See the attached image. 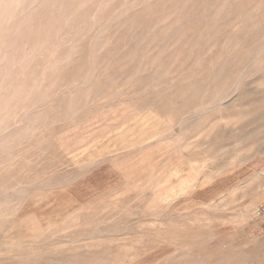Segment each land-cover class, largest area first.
<instances>
[{"label": "rangeland", "instance_id": "rangeland-1", "mask_svg": "<svg viewBox=\"0 0 264 264\" xmlns=\"http://www.w3.org/2000/svg\"><path fill=\"white\" fill-rule=\"evenodd\" d=\"M263 202L264 0H0V264H264Z\"/></svg>", "mask_w": 264, "mask_h": 264}, {"label": "built area", "instance_id": "built-area-1", "mask_svg": "<svg viewBox=\"0 0 264 264\" xmlns=\"http://www.w3.org/2000/svg\"><path fill=\"white\" fill-rule=\"evenodd\" d=\"M258 216H264V202L257 209Z\"/></svg>", "mask_w": 264, "mask_h": 264}, {"label": "bare ground", "instance_id": "bare-ground-1", "mask_svg": "<svg viewBox=\"0 0 264 264\" xmlns=\"http://www.w3.org/2000/svg\"><path fill=\"white\" fill-rule=\"evenodd\" d=\"M52 1V0H51ZM63 13V12H62ZM7 16V15H6ZM9 25V24H8ZM113 25V24H112ZM22 30H24V29H22ZM19 35V34H18ZM25 37V36H24ZM28 38H29V36H28ZM29 42V41H28ZM32 42V41H31ZM31 46H32V44H31ZM122 47V46H121ZM122 49V48H121ZM97 53V52H96ZM9 71V70H8ZM76 75V74H75ZM83 88V87H82ZM35 97V96H34ZM37 101V100H36ZM41 124V123H40ZM26 198V197H25ZM255 210V209H254ZM15 222V221H14ZM24 229V228H23ZM24 231V230H23ZM12 233V232H11ZM16 235V234H15ZM5 236V235H4ZM17 236V235H16ZM14 238V237H13ZM5 240V239H4ZM9 240V239H8ZM7 241V240H6ZM14 246V245H13ZM29 247V246H28ZM13 248V247H12ZM30 249V248H29ZM72 250V249H71ZM19 253V252H18Z\"/></svg>", "mask_w": 264, "mask_h": 264}]
</instances>
